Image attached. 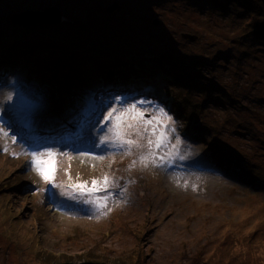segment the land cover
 Masks as SVG:
<instances>
[{
	"label": "rangeland",
	"instance_id": "374dc122",
	"mask_svg": "<svg viewBox=\"0 0 264 264\" xmlns=\"http://www.w3.org/2000/svg\"><path fill=\"white\" fill-rule=\"evenodd\" d=\"M213 1L0 0V264H264V37L249 31L251 21L264 28V14ZM48 9L61 21L39 24V32L12 19ZM108 43H116L113 52ZM251 45L260 47L252 46L255 54ZM101 46L119 66L100 69L93 51ZM87 64L94 81L80 75ZM134 104L144 120L160 123L144 131L139 121V134L127 128L136 123ZM117 116L126 117L118 129ZM198 127L205 129L194 139ZM127 139L138 146L121 145ZM11 143L64 154L55 155L68 191L57 192L62 201L43 195L39 204L31 157L7 159ZM105 176L123 183L104 189L110 202L93 222L100 198L70 185L91 187Z\"/></svg>",
	"mask_w": 264,
	"mask_h": 264
},
{
	"label": "bare ground",
	"instance_id": "6f19581e",
	"mask_svg": "<svg viewBox=\"0 0 264 264\" xmlns=\"http://www.w3.org/2000/svg\"><path fill=\"white\" fill-rule=\"evenodd\" d=\"M212 0H202V2L203 3H205V4H207V3H209V2H211ZM212 3H214L215 5H216V7H219V1H217V0H214ZM226 3H228V4H232L233 2H226ZM212 6V5H211ZM32 10H25V11H23V12H31ZM15 21V20H14ZM16 22V21H15ZM39 24H44V23H35V24H32V25H30V27L32 28V29H34L36 32H39L40 30H41V26L39 25ZM154 25H156V23H154ZM66 26H68L69 27V25H66ZM29 27V26H28ZM76 30H79V29H76V27H71L70 26V28H69V30H67L68 32H67V34L69 33L70 35H71V32L73 33V35H75L76 36ZM24 33L25 32H23L22 34L24 35ZM124 33H127V32H124ZM15 35L17 36V37H19L20 35L17 33V32H15ZM72 36V35H71ZM65 37H66V33H65ZM121 39V38H120ZM117 40H118V37H117ZM114 42V41H113ZM108 45V50L110 49V51L111 52H113L114 51V49L117 47V45H116V43H113V44H110V43H108L107 44ZM52 47H54V49H56V43L55 44H52V45H50L49 47H47L46 49L47 50H54ZM101 48H102V46H101ZM94 48L92 47V48H90L89 49V51L88 52H86V51H80V53L82 54V56H79V57H77L76 58V62L77 61H79V60H81L84 56H89L90 54H91V52H92V50H93ZM103 50H104V48H102V49H97V50H95V51H93V54L95 55V56H98L101 60H99V62H102V64L103 65H101V67H103V68H100L102 71H106L107 70V68L109 67V65L110 66H119V64H120V61H112V63L111 64H109V61L107 60V56H108V54L107 53H109V52H103ZM98 52H103V55H99L98 54ZM56 54H57V52H55ZM124 56L126 57V60H129V59H133L134 58V54H132L130 51L128 52H125L124 53ZM157 57L158 56H156V57H154V58H156L157 59ZM139 59L140 58H142V56H139L138 57ZM68 59H70V57L68 58ZM156 59H154V60H156ZM113 60V59H112ZM225 61V60H224ZM82 64V65H81ZM80 65H78L77 66V70L78 71H83L84 70V61H82V63H81ZM97 64H99V63H97ZM107 64V65H106ZM133 65V64H132ZM140 65V64H139ZM106 66H108L107 68H106ZM141 66V68L143 67V69L145 70V71H147L148 69H147V65L144 67V66H142V65H140ZM87 67H88V71H87V73L85 74V72H83V73H81L80 75L82 76V77H84V79L86 78L88 81H91V80H93L94 81V79H92V77H91V75H90V73L94 70V67H92L91 65H89V64H87ZM224 66H222V68H223ZM199 69V67L198 68H195V70L197 71ZM115 70H117V69H115ZM114 70V71H115ZM224 71V70H223ZM195 72V71H194ZM103 73V72H102ZM104 74V73H103ZM106 84V83H105ZM84 85V84H83ZM83 85H80L81 86V88L83 89V90H85L86 88H84V86ZM107 86H111V85H107ZM95 88H96V86H95ZM123 88V87H122ZM98 90V92L101 94L102 93V96H104L105 98H109V96H111L110 98L111 99H113V96L112 95H110V94H106V92L104 93L103 91H100V89H97ZM102 90V89H101ZM107 91H110L109 93H112L113 92V90H112V88L111 87H109V90H107ZM86 93H88V94H90V91H87ZM108 93V92H107ZM124 93H127V91H124V92H122L121 93V95L124 97V96H126ZM146 94V96H147V93H145ZM17 97H18V94H15V95H13L12 97H11V99L12 100H14L13 102H15L16 103V99H17ZM125 98V97H124ZM23 111H26V110H23ZM104 113H105V111H104ZM98 114V113H97ZM45 117H47V115L45 116ZM100 122V121H99ZM98 122V123H99ZM23 127L27 130L26 132H25V137L27 138V139H30V136H28V134H27V132H29V135H31V137L33 136V130H31L32 128H28V127H25V125H23ZM96 128H100L101 126H95ZM8 130H10V128H8ZM100 131H103V130H100ZM195 130H192L191 132H194ZM149 133H150V131H149ZM5 134V133H4ZM12 134V133H11ZM29 137V138H28ZM136 137H140L139 135L137 136V135H135L134 136V138H136ZM56 138V137H55ZM58 138V137H57ZM150 139L152 140L153 139V137L151 136L150 137ZM0 142L2 143V140H0ZM45 142H49L48 140H46ZM25 144L24 143H22L21 144V146H24ZM21 146H17L16 145V143H11L8 147L10 148L9 150H8V152H7V155H6V158L7 159H9V160H11V161H19V162H22V163H24L25 164V162L28 160V158L27 159H25V158H23L22 156L24 155V153L25 154H29V156L31 157L32 156V154H30V152L29 151H25ZM61 147H65V145H61ZM100 148H102V147H100ZM155 148H157V147H155ZM95 149V148H94ZM96 150V149H95ZM47 152H39L37 155H41V156H43L44 154H46ZM56 155H59V156H63L62 154H60V153H58V152H56ZM108 156L107 157H109V154H107ZM44 158H46V156L44 157ZM132 158H133V160L134 161H138V159L136 158L135 159V157L134 156H132ZM227 158L225 157V158H222V161H225ZM60 160V159H59ZM6 161H8V160H6ZM130 167H132L133 169H136L137 167H136V165H134V164H132ZM221 167H224V166H222L221 165ZM207 171V170H206ZM221 171H222V168H221ZM56 173H57V176H56ZM64 171H62L61 170V168H60V166L58 165V167H57V169H55V172H54V174H53V176H54V179H52L50 182H46V181H44V180H41V178H40V176L38 175V180L40 181V184H39V186H37V195H38V197H39V204H41L40 203V201L42 200V199H40L41 198V196H46V197H50L51 199H53V200H59V197L58 196H61V195H57V192H59V190H60V188H62V190H63V192L65 193V194H67L68 193V191H67V189L65 188V185H64ZM123 182H116L115 180H111V183H110V185H109V187L111 188L112 187V191L111 192H114L117 188H116V186L117 185H121ZM61 185H63V187H61ZM102 186V185H101ZM39 188V189H38ZM109 188V189H110ZM128 188H129V186H128ZM127 188V189H128ZM109 189H107V190H104V191H100V192H96V194H95V196H96V199L97 198H100V200H101V204L97 207V208H99V207H101V205L105 202V203H107V202H110L109 201V197H108V195H109V193H110V190ZM62 197V196H61ZM106 198V199H105ZM71 202H72V200H71ZM67 204L65 203L64 204V206H66ZM81 207V206H80ZM84 213H83V211H80V215H77V217H76V219H81L82 218V215H83ZM67 215H69V214H67ZM99 217V212H97L96 211V209H94L92 212H90L89 213V219H94V221L93 222H95L96 221V219Z\"/></svg>",
	"mask_w": 264,
	"mask_h": 264
},
{
	"label": "snow or ice",
	"instance_id": "6c2138e0",
	"mask_svg": "<svg viewBox=\"0 0 264 264\" xmlns=\"http://www.w3.org/2000/svg\"><path fill=\"white\" fill-rule=\"evenodd\" d=\"M136 105L134 104L131 109L128 110L130 113H134L133 120L136 121L134 124H127L126 127L130 129H134L137 131V134H139V128H137V124H139V121L143 120V128L144 131H147V125L153 124L155 122L156 124L160 123V117H154L152 119L144 120V113L142 112H136ZM161 114L166 115L163 113V109H160ZM106 119H113L112 114H109ZM123 119H126V117H121L117 116L115 117V120L117 121L116 128L118 129L120 127V123L122 122ZM170 120L171 118L168 117ZM174 131V129H173ZM124 133L121 131H115V135L118 137H121ZM152 134H156V128L152 129ZM7 135V133H5ZM166 135L164 132H161L160 135L156 139V146L159 147L161 143L165 140ZM153 141L149 140L148 144H152ZM127 144L129 147L131 146H138L137 142L135 140L127 139V140H122L121 145ZM55 153L53 152H47L43 156L41 155H36L35 153L32 154L31 156V162L30 166L33 168L35 172L46 182H50L53 178V174L55 172ZM46 156V158H44ZM146 159V157L144 158ZM135 163V162H134ZM102 185V186H101ZM109 185V178L105 176L102 181H97V180H92L91 182V187L87 186V182L83 183H76L70 185V188L75 191L79 190L80 194L83 195L85 192L92 194L95 192H100L104 191L105 188H107ZM63 187V185H61ZM106 199V198H105Z\"/></svg>",
	"mask_w": 264,
	"mask_h": 264
},
{
	"label": "trees",
	"instance_id": "16d2710c",
	"mask_svg": "<svg viewBox=\"0 0 264 264\" xmlns=\"http://www.w3.org/2000/svg\"><path fill=\"white\" fill-rule=\"evenodd\" d=\"M233 2L234 3H236V5H238L239 7H241V6H243L244 8H262L261 10H262V13L264 14V6H262V4H260V2L259 1H257V0H233ZM117 4V3H116ZM118 5V4H117ZM109 13V12H108ZM253 17V16H252ZM254 19V18H253ZM256 19V18H255ZM154 22H156V21H154ZM154 22H153V24H154ZM251 27H249V31H255L256 33H257V35H258V38H255L254 37V39H256L257 41H259L258 39L259 38H262V37H264V28H261V27H258V25L257 24H255V22H253V21H251ZM260 31V32H259ZM216 42H218V41H216ZM252 46L254 47V49L257 51V50H259V48L260 47H258V46H256V45H251L250 47V50H249V52H251V53H253V54H255L254 52H253V49H252ZM228 53H229V51H228ZM242 55L244 54L243 52L241 53ZM258 57H260V58H264V55L263 54H261V55H259ZM258 57H255V59H258ZM254 61V60H253ZM254 62H256V61H254ZM233 68H235L234 66H232ZM230 68V67H229ZM235 71V70H234ZM170 77H174V76H172V75H166V77H164V79H168V78H170ZM190 78H192V76H190ZM160 83V82H159ZM180 87H182V85H180ZM231 90H230V88H228V92H230ZM184 96H182V98H179L180 99V101L181 102H185V104H186V102H187V97H186V99L184 100ZM177 104L179 105V100H178V102H177ZM186 106H187V104H186ZM193 114L191 113L190 115H188L189 116V123H191L190 124V126H192L193 127V125H195L194 124V122H193V120H194V117L195 116H192ZM242 121V120H241ZM241 121L239 122V124L241 123ZM189 127V126H188ZM205 128H203V127H198L194 132H190L191 133V136L195 139L196 137H197V135H198V132H200L201 130H204ZM212 144L214 145V141L212 142Z\"/></svg>",
	"mask_w": 264,
	"mask_h": 264
},
{
	"label": "water",
	"instance_id": "95a60500",
	"mask_svg": "<svg viewBox=\"0 0 264 264\" xmlns=\"http://www.w3.org/2000/svg\"><path fill=\"white\" fill-rule=\"evenodd\" d=\"M259 1L262 6H264V0H257ZM118 5L115 3L111 5L106 11L110 12L116 9ZM52 9L46 10L44 13L41 12H22L19 14H14L12 19L15 20L22 26H30L35 23H44V24H54L60 22V14H51L49 11ZM46 13V15H44ZM44 15V16H43ZM157 24V22H154ZM188 35H183L184 38H187Z\"/></svg>",
	"mask_w": 264,
	"mask_h": 264
},
{
	"label": "clouds",
	"instance_id": "9594fccd",
	"mask_svg": "<svg viewBox=\"0 0 264 264\" xmlns=\"http://www.w3.org/2000/svg\"><path fill=\"white\" fill-rule=\"evenodd\" d=\"M55 24V23H54ZM115 74H119V72L118 71H116V73ZM56 176H57V173H56ZM41 178V177H40ZM52 179H54V178H52ZM41 180H43L42 178H41ZM40 183V182H39ZM61 189V188H60ZM37 192V191H36ZM95 198H96V196H95ZM59 201H62V200H59ZM57 205V204H56ZM96 211L98 212V208L96 209Z\"/></svg>",
	"mask_w": 264,
	"mask_h": 264
}]
</instances>
